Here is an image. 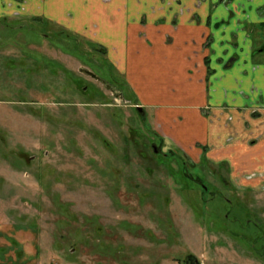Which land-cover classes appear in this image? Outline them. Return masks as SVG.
Here are the masks:
<instances>
[{
	"label": "rangeland",
	"instance_id": "rangeland-1",
	"mask_svg": "<svg viewBox=\"0 0 264 264\" xmlns=\"http://www.w3.org/2000/svg\"><path fill=\"white\" fill-rule=\"evenodd\" d=\"M95 40L0 18V264H264V188Z\"/></svg>",
	"mask_w": 264,
	"mask_h": 264
},
{
	"label": "crops",
	"instance_id": "crops-1",
	"mask_svg": "<svg viewBox=\"0 0 264 264\" xmlns=\"http://www.w3.org/2000/svg\"><path fill=\"white\" fill-rule=\"evenodd\" d=\"M15 15L113 48L160 102L157 118H182V144L229 163L240 187L264 188V0H0V18Z\"/></svg>",
	"mask_w": 264,
	"mask_h": 264
},
{
	"label": "water",
	"instance_id": "water-1",
	"mask_svg": "<svg viewBox=\"0 0 264 264\" xmlns=\"http://www.w3.org/2000/svg\"><path fill=\"white\" fill-rule=\"evenodd\" d=\"M138 111H139L140 113H142V112H143V110H142L141 108H138Z\"/></svg>",
	"mask_w": 264,
	"mask_h": 264
},
{
	"label": "trees",
	"instance_id": "trees-1",
	"mask_svg": "<svg viewBox=\"0 0 264 264\" xmlns=\"http://www.w3.org/2000/svg\"><path fill=\"white\" fill-rule=\"evenodd\" d=\"M204 151L206 152V149H204Z\"/></svg>",
	"mask_w": 264,
	"mask_h": 264
}]
</instances>
